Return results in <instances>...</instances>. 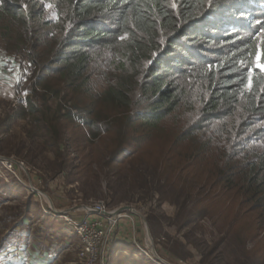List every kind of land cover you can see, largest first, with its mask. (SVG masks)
Here are the masks:
<instances>
[{
    "label": "trees",
    "instance_id": "trees-1",
    "mask_svg": "<svg viewBox=\"0 0 264 264\" xmlns=\"http://www.w3.org/2000/svg\"><path fill=\"white\" fill-rule=\"evenodd\" d=\"M51 1L64 13L60 14V38L53 45L46 40L49 30L40 36L34 25L41 16L34 0H0V34L26 51L28 63L38 71L37 84L56 76L49 87L53 94L70 89L87 100L78 123L70 112L61 115V108L45 117L30 97L14 114L41 113L35 122L44 143L60 160L59 167L69 168L71 163L80 178L98 183L103 177L109 184L113 178L123 179L142 190L149 188L146 173L150 169L159 178L166 176L154 189L165 200L161 196L164 189L174 188L183 172L189 176L191 163L187 161L202 154L206 164V155L216 148L224 152L223 161L207 168L208 174L217 172L210 189L222 186V194L216 197L224 199L229 208L239 197L235 205L238 215L246 204V212L264 210V158L238 151L234 146L240 148V144L232 143V138L239 137L240 143L249 139L244 131L254 125L247 124L250 119L264 121V72L255 66L259 48L250 32L253 12L263 9L262 1ZM40 23L41 28L49 25ZM101 49L120 54L126 60L120 62L122 67L127 63L138 72L119 75L102 92L92 90L88 70L93 53ZM195 85L204 89L198 100L187 90ZM141 104H145L142 109L131 110ZM196 104L200 114L196 121L167 141L160 155L147 161L143 144L150 134L162 130L180 109ZM221 131L225 136L219 144ZM192 137L196 138L191 140L190 155L179 154L174 162L175 143ZM65 147L74 149L75 163L68 160ZM195 147L199 150L194 151ZM240 190L242 194H238ZM211 225L217 226L215 221ZM263 226L261 211L256 229ZM223 232L220 242L228 248L235 244L237 260L245 257L249 264H264L263 246L246 252L240 234L237 241L229 239V227Z\"/></svg>",
    "mask_w": 264,
    "mask_h": 264
},
{
    "label": "rangeland",
    "instance_id": "rangeland-1",
    "mask_svg": "<svg viewBox=\"0 0 264 264\" xmlns=\"http://www.w3.org/2000/svg\"><path fill=\"white\" fill-rule=\"evenodd\" d=\"M34 1L38 5L37 10L41 12L40 18L34 21V25L38 28L40 36L49 30L46 40H51L53 45L55 40L60 38L58 30L63 24L61 23L63 15L60 14L64 13L57 10L51 0ZM260 1H262L260 4L263 9L253 12L250 32L254 33L259 48L254 61L255 66L264 72V68L258 66L264 65V0ZM44 21H47L49 25L41 28L40 22ZM250 32L244 35L248 37ZM14 42V40L7 41V38L0 34V53L8 54L9 60H15L14 64H16L14 67L11 62H8L5 66L6 78L12 77L11 74L15 72L13 76L15 84L9 91L3 83L7 79L2 77L0 79V123L5 120V125L0 126V264H12L13 257L18 256L20 250L25 253L26 246L30 243L39 250H44L48 249L45 242L62 239L63 236L73 243L79 242L57 213L52 215L44 210L67 212L72 207L84 205L90 201H100L110 210L121 207L133 209L135 212L126 211L115 233H123L126 230L128 232L133 224L142 229L146 225L157 255L170 263L249 264L250 259L246 260L245 257L236 259L238 248L235 244L229 245L230 248H228L220 242L222 232H225L228 227L229 239L239 241L240 234L246 252H253L256 248L260 250L262 246L264 247V226L256 229L258 214L264 210L246 212L249 206L246 204L239 209L241 213L238 215L235 205L238 204L239 197L229 208L224 199L216 197L217 194V196L222 194L221 184L214 185L210 189L217 177V172L215 170L212 174H208L207 168L213 163L223 161L222 150L213 148L210 154L206 155V164L202 162L204 156L202 154L195 160L187 161L191 163L187 169L189 176L187 177V173L183 172L181 180L174 188L166 187L161 195L165 200H161L154 189L164 183L166 176L159 178L158 174L154 175L150 169L146 173L149 188L142 190L132 188L130 183L123 179L113 178L109 184L103 177L98 183L91 178H80L76 175L77 171L73 170L71 163H68L69 168L59 167L60 160L54 157L44 143L35 118H38L41 113L48 118L61 108V115L70 112L74 121L78 123L82 116L83 105L87 100L70 89H64V91L61 89L58 94H53L49 87L54 85L56 76H51L41 81V84H37V69L30 66L26 59V51ZM122 60L125 59L120 54L108 49L95 51L88 70L92 90L102 92L115 82L119 75H135L138 72L130 68L127 63L122 67L120 63ZM187 90L192 98L197 100L201 93L204 94V89L197 85L192 89L188 86ZM29 97L41 113L34 116L14 117L20 107L26 106V100ZM144 105L134 106L131 110H140ZM197 105L180 109L176 113L177 116L171 118L162 130L150 134L147 143L143 144L146 145L144 151H146L147 161H152L160 155L167 141L175 139L181 131L196 121L200 116ZM259 118L250 119L252 123H247L254 124L244 131V136L249 137L247 141L240 143L239 137L232 138V143H239L241 149L236 146L234 148L238 151L244 150L243 152L250 151L251 156L257 155L258 159L264 158V121H258ZM67 125L71 126L68 122ZM257 128H261L262 131L252 132ZM222 131L217 137L219 144L222 143V135L225 136ZM195 138L175 143L174 162H177L179 154H186L187 157L190 155L191 140ZM64 150H67L66 153L69 154L68 160L75 163L74 149ZM195 150L199 148L195 147ZM3 158H16L23 163L27 173L20 168L9 171L1 162ZM30 183L34 188L37 187L43 196L28 189ZM238 194H242V191L240 190ZM242 213L245 214L242 216L240 215ZM34 220H37L35 226L32 224ZM213 221L217 226L212 228ZM140 234L141 241H138V244L143 248L147 237L144 236V230ZM147 240L150 242L149 237ZM121 243L117 244L120 252L116 255L121 258L120 261L123 264H126V259L123 258L127 255L122 254L121 251L126 252L128 249L126 244L129 243ZM115 249L111 242L108 252L111 255L107 264H116L114 263L117 262L114 258ZM139 257L147 261L142 253ZM75 261L79 264L77 258ZM146 264L150 263L146 262Z\"/></svg>",
    "mask_w": 264,
    "mask_h": 264
},
{
    "label": "built area",
    "instance_id": "built-area-1",
    "mask_svg": "<svg viewBox=\"0 0 264 264\" xmlns=\"http://www.w3.org/2000/svg\"><path fill=\"white\" fill-rule=\"evenodd\" d=\"M1 162L9 171H16L20 168L25 172V166L16 158H3ZM27 188L33 193L43 196L38 188H34L31 183ZM127 210L124 207L110 210L100 201H90L84 205L72 207L67 212H55L54 210L52 212L44 210V212L52 215L57 213L70 229L71 234L73 233L78 238L80 247L76 258L79 264H107L109 245L114 240L116 228L120 219L126 215ZM134 245L139 254L142 253L146 257L145 259L153 264H174L158 256L152 242L148 244L146 241L143 248L136 242ZM25 264H29V262L26 261Z\"/></svg>",
    "mask_w": 264,
    "mask_h": 264
},
{
    "label": "crops",
    "instance_id": "crops-1",
    "mask_svg": "<svg viewBox=\"0 0 264 264\" xmlns=\"http://www.w3.org/2000/svg\"><path fill=\"white\" fill-rule=\"evenodd\" d=\"M8 54H1L0 53V79H7L3 81L4 85L6 86L7 91H9L13 85L15 84V77L12 73L9 78H6V72H5V66H7L8 62H11L12 66L15 67L16 64H14L15 60H9ZM17 70V69H16ZM32 215V214H31ZM37 220L32 223L33 226L36 225ZM125 230V229H124ZM144 230V236L147 237V233H149L146 225L145 228L136 227L135 224L130 228V231L119 233L117 232L115 239L112 241V245L116 247L114 251V258H116L117 262H114L116 264H123L120 260L121 258L117 256L120 252L119 246L117 244L124 242L129 243L126 244L128 247L127 251H121L122 254L127 255V257H124L123 259H126V264H146L147 261H145L142 257H139V253L137 249H135L134 243L137 244L141 241V234ZM69 235V234H67ZM150 235V233H149ZM151 238V237H150ZM152 239V238H151ZM120 240V241H119ZM139 241V242H138ZM147 241V238H145L144 242ZM46 247L48 249L39 250L36 248L34 244H31L26 246V252L22 253L21 250L18 252L19 255L13 257L12 264H25L26 261L29 262V264H45L48 262H51L52 264H76V250L78 248L79 242L74 241L71 242V240L65 238L63 236L62 239L58 240H52L47 241ZM123 244V243H121ZM120 245V244H119ZM11 247V246H10ZM110 254H108V259L110 258ZM121 256V255H120ZM122 257V256H121ZM108 262V261H107Z\"/></svg>",
    "mask_w": 264,
    "mask_h": 264
},
{
    "label": "water",
    "instance_id": "water-1",
    "mask_svg": "<svg viewBox=\"0 0 264 264\" xmlns=\"http://www.w3.org/2000/svg\"><path fill=\"white\" fill-rule=\"evenodd\" d=\"M125 209H128V210H130V211H132V212H135L133 209H130V208H128V207H125ZM147 238L149 237V239H150V242H151V238H150V235H149V233H147ZM147 242H148V244H149V240H147Z\"/></svg>",
    "mask_w": 264,
    "mask_h": 264
},
{
    "label": "snow or ice",
    "instance_id": "snow-or-ice-1",
    "mask_svg": "<svg viewBox=\"0 0 264 264\" xmlns=\"http://www.w3.org/2000/svg\"><path fill=\"white\" fill-rule=\"evenodd\" d=\"M258 66L264 68V65H258ZM249 88H251V83L249 84Z\"/></svg>",
    "mask_w": 264,
    "mask_h": 264
}]
</instances>
